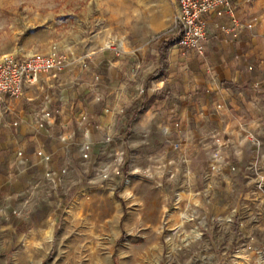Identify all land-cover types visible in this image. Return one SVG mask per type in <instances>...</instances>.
Returning <instances> with one entry per match:
<instances>
[{"label": "rangeland", "instance_id": "obj_1", "mask_svg": "<svg viewBox=\"0 0 264 264\" xmlns=\"http://www.w3.org/2000/svg\"><path fill=\"white\" fill-rule=\"evenodd\" d=\"M177 10L178 0H0V58L64 54V69L100 49L165 51ZM137 107L97 152L75 133L57 179L37 173L13 191L3 177L0 264H264V150L241 172L208 171L159 137L156 119L143 136ZM20 225L42 231L20 236Z\"/></svg>", "mask_w": 264, "mask_h": 264}, {"label": "crops", "instance_id": "obj_2", "mask_svg": "<svg viewBox=\"0 0 264 264\" xmlns=\"http://www.w3.org/2000/svg\"><path fill=\"white\" fill-rule=\"evenodd\" d=\"M234 10L237 23L208 14L204 54L177 42L165 51L148 42L120 56L100 49L72 55L55 77L39 75L19 97L4 95L0 191L3 177L13 191L37 173L57 179L75 133L97 152L104 133L126 128L135 104L146 123L143 136L156 119L159 137L180 143L187 162L241 172L244 157L264 150V0L236 3ZM17 230L20 236L42 231Z\"/></svg>", "mask_w": 264, "mask_h": 264}, {"label": "built area", "instance_id": "obj_3", "mask_svg": "<svg viewBox=\"0 0 264 264\" xmlns=\"http://www.w3.org/2000/svg\"><path fill=\"white\" fill-rule=\"evenodd\" d=\"M250 1L252 0H178V10L174 16L179 33L177 44L204 54L211 31L208 14L212 12L217 16L227 14L234 19V5ZM233 22L237 23L235 19ZM111 49L118 53L115 48ZM66 59V55L56 53L31 54L26 57L2 56L0 58V106L4 95L19 97L25 85L37 83L39 75L56 76L63 69ZM85 153L84 158L87 156ZM37 154L40 155L41 152ZM44 158L47 160L49 157L45 155Z\"/></svg>", "mask_w": 264, "mask_h": 264}, {"label": "bare ground", "instance_id": "obj_4", "mask_svg": "<svg viewBox=\"0 0 264 264\" xmlns=\"http://www.w3.org/2000/svg\"><path fill=\"white\" fill-rule=\"evenodd\" d=\"M111 227H112V226H111ZM197 237H198V236H197ZM197 237H196V238H197ZM124 258H125V257H124ZM128 258H129V257H128Z\"/></svg>", "mask_w": 264, "mask_h": 264}]
</instances>
